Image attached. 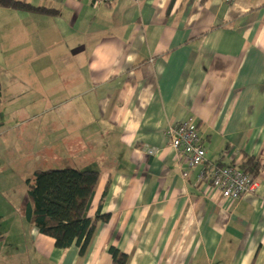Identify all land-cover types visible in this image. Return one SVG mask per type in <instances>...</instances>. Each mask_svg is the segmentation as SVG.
I'll list each match as a JSON object with an SVG mask.
<instances>
[{
	"label": "crops",
	"instance_id": "crops-1",
	"mask_svg": "<svg viewBox=\"0 0 264 264\" xmlns=\"http://www.w3.org/2000/svg\"><path fill=\"white\" fill-rule=\"evenodd\" d=\"M24 1L48 11L0 6V185L19 150L74 158L101 172L90 215L101 200L110 215L83 255L31 225L38 262L116 264L113 247L125 264H264V0ZM9 69L45 100L5 83ZM21 109L64 122L37 153ZM189 118L206 149L193 167L168 135ZM249 160L258 187L240 200L199 183L209 163Z\"/></svg>",
	"mask_w": 264,
	"mask_h": 264
},
{
	"label": "trees",
	"instance_id": "trees-1",
	"mask_svg": "<svg viewBox=\"0 0 264 264\" xmlns=\"http://www.w3.org/2000/svg\"><path fill=\"white\" fill-rule=\"evenodd\" d=\"M0 6L36 12L48 11L24 0H0ZM1 105L0 78V127L3 125ZM216 162L221 163V161ZM241 167L251 174L256 173L259 168L258 164L253 163L252 160L242 164ZM100 179L99 170L78 169L72 166L35 171L34 175L26 180L25 219L39 233L53 238L56 248L67 249L77 245L80 248V254L83 255L97 223L107 222L110 219L109 214H101L102 200L96 216L90 215ZM110 252L116 264L126 263L125 254L113 247Z\"/></svg>",
	"mask_w": 264,
	"mask_h": 264
},
{
	"label": "rangeland",
	"instance_id": "rangeland-1",
	"mask_svg": "<svg viewBox=\"0 0 264 264\" xmlns=\"http://www.w3.org/2000/svg\"><path fill=\"white\" fill-rule=\"evenodd\" d=\"M2 69V68H1ZM4 72L2 75L3 81L21 83V80L26 77V74H22L18 71ZM25 83V80H24ZM19 92H26L27 96L33 99L42 98L45 100L42 90H31L28 88L27 84H16ZM36 91L39 92L36 95ZM56 94H52L50 99H47V104L45 106L46 111L50 107L48 105L49 101L52 102L51 108H53L52 114H58V98ZM36 99V100H37ZM28 108V107H27ZM12 107L8 108L9 113ZM30 110L22 111L20 110L19 118L21 121L25 119H30L31 127L30 131L35 136L30 139V147H32L36 153L42 150V147H47V143L53 140L56 136L57 128L61 127L64 122L59 123L58 121H44L43 118L29 117L28 113ZM30 114V113H29ZM8 117V116H7ZM52 117V116H51ZM5 117H3L4 119ZM15 124V122H13ZM73 122H68L70 125ZM70 128V126H68ZM27 126L21 127V130H25ZM68 128V129H69ZM70 131V130H68ZM71 132V131H70ZM45 134L48 135L45 139ZM44 141V142H43ZM43 143V145H42ZM39 157L38 160L33 161L31 149L30 150H19L17 157L19 158L17 166L7 164L4 165V175L2 181L3 185H0V264H40L38 262V256L34 254V246L32 244V236H29L31 224L27 222L24 214H22V209L26 203V180L34 175L37 170H48V169H63L69 165H74L75 159L70 161H51L50 157H43V154H36ZM72 162V163H71ZM72 165V166H73ZM3 241V242H1ZM44 264V263H41Z\"/></svg>",
	"mask_w": 264,
	"mask_h": 264
},
{
	"label": "built area",
	"instance_id": "built-area-1",
	"mask_svg": "<svg viewBox=\"0 0 264 264\" xmlns=\"http://www.w3.org/2000/svg\"><path fill=\"white\" fill-rule=\"evenodd\" d=\"M114 1L93 0L95 5H107ZM168 135L171 138L172 147L186 159L191 167L206 162V149L199 133V127L191 118L170 128ZM154 153V150L149 151V154ZM221 163H209V167L200 172L199 183L215 188L227 200H240L245 195L256 191L258 182L253 174L239 164ZM183 175L186 177L188 173L185 172Z\"/></svg>",
	"mask_w": 264,
	"mask_h": 264
}]
</instances>
